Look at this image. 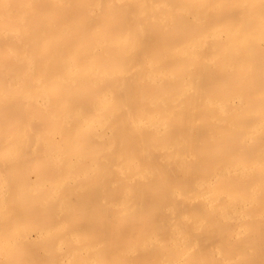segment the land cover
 <instances>
[{"label": "bare ground", "instance_id": "bare-ground-1", "mask_svg": "<svg viewBox=\"0 0 264 264\" xmlns=\"http://www.w3.org/2000/svg\"><path fill=\"white\" fill-rule=\"evenodd\" d=\"M0 264H264V0H0Z\"/></svg>", "mask_w": 264, "mask_h": 264}]
</instances>
